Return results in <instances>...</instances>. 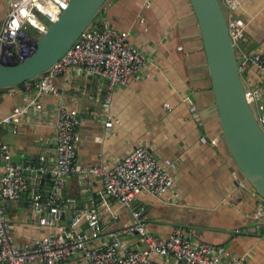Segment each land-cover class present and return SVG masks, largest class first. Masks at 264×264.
I'll return each instance as SVG.
<instances>
[{
    "label": "crops",
    "instance_id": "1",
    "mask_svg": "<svg viewBox=\"0 0 264 264\" xmlns=\"http://www.w3.org/2000/svg\"><path fill=\"white\" fill-rule=\"evenodd\" d=\"M10 1L0 0V25ZM104 14L113 26L127 31L131 44L142 47L153 42L145 65L146 76H130L124 84L114 86L109 108L111 129L103 126L101 97L96 93L98 78L73 71L55 77L58 95L42 93L38 97L45 106L43 111L14 124L0 123V142L9 145V161H26L29 166L31 161L30 167L50 165L53 107L61 99L80 116L75 145L80 165L110 167L140 142L152 145L161 162L175 161L173 167L169 166L174 176L172 187L160 197L142 191L131 202L142 208L150 233L166 237L176 226L190 227L197 239L223 246L227 257H242L241 264H264V215L254 216L261 197L253 189L237 184L240 177L234 175L219 147L198 136L199 129L208 137L218 136L219 130L202 41L189 1L110 0ZM231 14L244 22L243 35L234 43L236 55L242 57L264 50V0H239V6ZM241 74L247 86L261 90L264 101V82L259 70L247 65ZM21 101L19 86L14 90L0 88V119ZM192 108L205 119L201 128ZM1 173L0 166V176ZM62 196L60 220L86 207H95L100 233L88 240L89 245L102 244L109 230L132 222L129 208L104 191L100 175L67 176ZM3 206L18 245L47 233L37 223L39 213L31 208L27 189L16 199L4 200ZM42 208L45 211L44 201ZM78 228H85L83 220ZM123 239L133 247H143L136 234L123 235ZM163 262L183 264L172 257ZM59 264L85 263L64 260Z\"/></svg>",
    "mask_w": 264,
    "mask_h": 264
},
{
    "label": "built area",
    "instance_id": "2",
    "mask_svg": "<svg viewBox=\"0 0 264 264\" xmlns=\"http://www.w3.org/2000/svg\"><path fill=\"white\" fill-rule=\"evenodd\" d=\"M108 0L93 16L90 25L71 43L65 52L45 71L33 78H26L19 84L22 101L0 119V123L14 124L25 120L28 115H37L45 109L38 100L42 93L58 95L53 80L60 74L73 71L77 74L95 76L99 79L96 93L101 97L102 122L105 129H111L113 119L109 112L111 92L115 85L124 84L128 77L146 76L145 65L154 48L149 41L142 47L131 44L128 33L113 26L104 14ZM68 0H11L6 16L0 25V61L22 60L35 49V39L45 30L46 23L38 15L54 21ZM228 8V31L233 44L243 35V20L231 14L239 6V0H223ZM247 65L254 66L264 82V50L244 55L240 63L243 70ZM247 101H254L257 118L264 127V101L258 87L247 86L244 91ZM54 134L53 154L50 165L30 167L27 163L9 161L10 148L0 142V263L4 264H59L64 260H82L85 264H164L163 259L172 257L183 264H241L242 257H227L224 247L197 239L190 227L176 226L166 237L150 233L145 224L141 207L131 204L133 198L142 191L156 197L162 196L174 184V176L169 166L174 160L164 163L154 152L153 146L140 142L108 167L105 165L82 166L76 159V142L79 137L78 111L59 99L53 107ZM193 117L201 128L203 121L195 108ZM35 117V116H34ZM199 139L216 146V138L208 137L199 129ZM217 147V146H216ZM236 175L235 170H233ZM100 175L104 191L112 198L126 205L132 222L109 230L100 245H89L90 238L100 233L98 213L94 206L86 207L60 220L64 207L62 190L65 178L77 175ZM51 182L49 194L44 201L40 178ZM237 177V176H236ZM237 184L245 183L237 178ZM30 192L31 208L39 213L38 225L44 226L47 233L30 243L18 245L11 233L9 220L2 201L16 199L24 190ZM42 201L46 208L43 211ZM112 217L113 211L108 209ZM264 215V198L261 197L254 216ZM85 222L83 230L78 228ZM239 229H237L238 231ZM136 234L143 247L129 245L123 235ZM158 255L161 258H154Z\"/></svg>",
    "mask_w": 264,
    "mask_h": 264
},
{
    "label": "water",
    "instance_id": "3",
    "mask_svg": "<svg viewBox=\"0 0 264 264\" xmlns=\"http://www.w3.org/2000/svg\"><path fill=\"white\" fill-rule=\"evenodd\" d=\"M107 1L68 0L58 17L38 34L35 49L29 56L22 60L0 61V88L17 89L24 79L47 70L90 25L93 16ZM188 1L202 41L219 130L218 136L210 137L216 138L217 148L227 157L237 176L264 198V127L258 121L254 101H247L245 97L247 84L240 68L244 56L236 55L228 31V8L223 0ZM200 115L204 121L201 112ZM32 163L30 161V166ZM44 180L45 177L40 178L41 183ZM45 186L44 201L51 182L46 180Z\"/></svg>",
    "mask_w": 264,
    "mask_h": 264
},
{
    "label": "rangeland",
    "instance_id": "4",
    "mask_svg": "<svg viewBox=\"0 0 264 264\" xmlns=\"http://www.w3.org/2000/svg\"><path fill=\"white\" fill-rule=\"evenodd\" d=\"M37 17L40 19V21L45 22L46 25L49 23L48 20L44 18L43 16L37 14Z\"/></svg>",
    "mask_w": 264,
    "mask_h": 264
}]
</instances>
